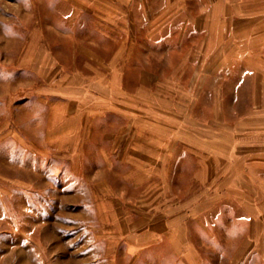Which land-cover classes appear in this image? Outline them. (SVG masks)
<instances>
[{
	"label": "crops",
	"instance_id": "crops-1",
	"mask_svg": "<svg viewBox=\"0 0 264 264\" xmlns=\"http://www.w3.org/2000/svg\"><path fill=\"white\" fill-rule=\"evenodd\" d=\"M222 1L41 0L0 143L81 182L90 264H264V10Z\"/></svg>",
	"mask_w": 264,
	"mask_h": 264
},
{
	"label": "rangeland",
	"instance_id": "rangeland-1",
	"mask_svg": "<svg viewBox=\"0 0 264 264\" xmlns=\"http://www.w3.org/2000/svg\"><path fill=\"white\" fill-rule=\"evenodd\" d=\"M230 4L236 11L254 4L264 10V1L226 0L219 11H225ZM214 5L211 3L210 8L214 9ZM43 8L41 0H0V139L6 134L2 128L5 123L21 129L32 109L24 105L19 108L28 100L23 98L25 95L13 98L12 106L6 102L9 86L18 84L14 77H20L15 72L20 46L38 23L46 26L53 20ZM40 13L44 15L40 17ZM56 20L59 24L63 21ZM224 52L228 51H219L220 59ZM19 79L34 80L28 74ZM36 132L40 136L38 129ZM20 154L11 139L0 143V264H90L96 230L92 211L82 205L87 197L79 193L81 182L67 174L66 164L31 152L22 160ZM253 264H259L258 260Z\"/></svg>",
	"mask_w": 264,
	"mask_h": 264
}]
</instances>
